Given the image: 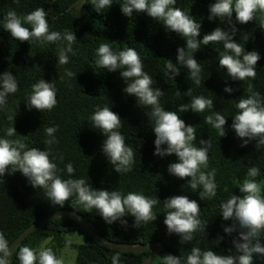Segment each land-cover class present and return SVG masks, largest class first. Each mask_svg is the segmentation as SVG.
<instances>
[{"label": "trees", "instance_id": "16d2710c", "mask_svg": "<svg viewBox=\"0 0 264 264\" xmlns=\"http://www.w3.org/2000/svg\"><path fill=\"white\" fill-rule=\"evenodd\" d=\"M80 0H0V74L11 72L17 82L18 90L9 94L7 103L0 106V138L19 141L28 148L37 147L50 153V159L57 165V175L62 180L84 179L94 189L117 190L122 195L129 192L143 194L160 202L153 211L157 219L136 228L134 217L127 215V227L119 221L107 224L96 209L85 211L78 204L76 194L65 202L63 208L52 205L44 189L33 188L26 177L19 171L3 177L0 185V232H3L9 244L23 233L31 224L43 217L62 209L80 213L84 220L100 236L124 244H146L161 241L165 250L152 264H164L163 256L171 254L181 257L186 264V257L192 247L212 250L217 254L227 255L237 233L228 235L224 227L230 226L231 220L225 221L221 215L220 205L233 194L240 195L238 185L247 178L248 169L255 166L260 175L255 179L264 182V146L257 147L256 141L241 147L242 140L231 128L232 118L237 114L236 104L239 99L247 98L248 84L254 85V91L264 99V13H257L256 19L247 23H233L238 29L234 39L245 51L256 50L260 60L256 65L257 75L254 80L233 81L226 74V69L219 67V52L225 51L223 43L201 45L194 58L202 67V84L198 87L188 78V70L180 67L179 75L172 80L168 75L166 63L171 60L177 64V49L186 42L175 32L167 31L146 13H134L125 16L120 10L124 0H113L110 9L96 11L90 0L82 3V14L76 15L75 4ZM215 0H176L175 7L195 18L200 24V35L211 33L218 25L227 27L221 20L208 19V6ZM43 7L50 31L63 33L74 32L76 41L73 52L68 53L69 62L60 65L57 62L59 49L63 42L41 43L36 40L21 43L12 39L4 30L3 19L10 10L23 17L35 9ZM77 12V11H76ZM31 28L30 25H25ZM101 43H108L115 52L134 48L143 61L144 71L153 77V87L164 91L160 98L165 110L177 111L181 104H190L192 97L204 96L214 102L213 109L202 113L191 110L178 113L186 125L196 128L194 145L200 147L199 140H210L207 169H215L217 194L213 198L200 200L199 191L187 186L190 178L179 179L168 172V165L176 162L175 154L157 156L155 152V133L153 121L146 115L150 107L138 106L135 96L126 94L124 79L119 70L109 72L95 65L97 49ZM228 54H232L229 52ZM66 70L74 75L68 77ZM44 79L56 88L57 105L51 111L29 110L26 103L32 94V86ZM156 82V83H155ZM234 89L227 93L224 88ZM192 89V97L183 95ZM178 91L181 93L178 95ZM108 106L122 119L119 129L127 146L135 153L132 170L117 173L108 158L102 152L105 139L102 132L92 127L91 116L97 107ZM219 111L227 118L226 135L220 137L215 128L205 123V118ZM14 127L16 134L7 135V130ZM46 127H57L55 139L51 145L45 132ZM75 169L73 174L67 172V164ZM174 195H187L196 200L201 208L200 219L205 224V231H197L188 243H180L176 234L169 235L165 219L164 200ZM70 233L83 234L86 241L72 244L70 249L77 252L75 264H112L115 250L103 247L92 241L69 217L54 219L47 225L33 232L20 246L38 250L52 248L58 258L59 248L66 246V236ZM223 240L217 244V237ZM18 251V250H17ZM121 253V264H143L149 251L143 254ZM11 264H19L16 255Z\"/></svg>", "mask_w": 264, "mask_h": 264}, {"label": "clouds", "instance_id": "9594fccd", "mask_svg": "<svg viewBox=\"0 0 264 264\" xmlns=\"http://www.w3.org/2000/svg\"><path fill=\"white\" fill-rule=\"evenodd\" d=\"M96 11L110 9L113 0H90ZM176 0H124L120 5L122 14L132 17L134 13H146L152 19L161 22L163 27L170 32H175L186 42L184 47L177 49V64L167 60V74L172 80L179 75L180 67L188 70V78L196 85L202 84V67L194 58V53L200 50L201 45L209 43H223L224 50L219 52V67L226 69V74L231 80H254L257 71L256 65L260 54L256 50L245 51V48L235 41L238 31L233 23L247 24L256 19V14L264 13V0H215L208 6V19L221 20L227 27L217 26L211 33L198 39L200 24L195 18L175 7ZM47 13L43 7L33 12L19 16L14 10L8 11L3 19L4 30L10 33L12 39L21 43L32 40L41 43L63 42L59 49L57 62L60 65L69 62L68 53L73 52V43L77 40L74 32L63 33L50 31L46 19ZM30 25L31 28L25 25ZM264 28V24L261 25ZM231 52L232 54H228ZM95 65L109 72L119 70L126 83L123 91L135 96L138 106L150 107L146 113L153 121L155 133V152L157 156H171L175 154L177 161L168 165V172L179 179L190 178L187 186L193 190L202 187L199 191L200 200L213 198L217 194L215 182V169L210 172L201 169L208 168V152L211 147L210 140H199L200 147L194 145L196 141V128L186 125L178 113L189 110L202 113L213 109L214 102L204 96L192 97V89L183 93L192 97L190 104H181L177 111L165 110L160 103L164 95L159 87H153L154 80L144 71L143 61L134 48H127L119 52L112 50L108 43H101L96 52ZM66 75L74 74L66 70ZM156 83V82H155ZM33 91L26 103L29 110L51 111L57 105L56 88L51 82L39 80L33 86ZM254 85L248 84V97L239 99L236 104L237 114L232 118L231 128L237 137L242 140L241 147L251 141H256V146H264V99L261 94L254 91ZM18 90L15 76L8 71L0 74V106L7 103L9 94ZM224 91L232 93L233 88L226 86ZM181 93L178 91L177 93ZM92 127L102 132L105 139L102 152L108 158L117 173H126L132 170L135 162L134 150L127 146L125 138L119 131L123 126L121 117L108 106L97 107L91 116ZM205 123L211 125L220 137L226 135L225 125L227 118L219 111L208 115ZM57 127H46L45 132L50 139L46 141L51 145L57 143L55 133ZM16 134L14 127L7 130L8 136ZM67 172L73 174L75 169L71 163L67 164ZM19 171L28 179L33 188L44 189L52 205L63 208L66 201L76 194L77 203L83 205L85 211L96 209L107 224L119 221L127 227L125 216L134 217L133 227L139 228L142 224L153 222L157 219L153 208L160 200L149 198L143 194L129 192L122 195L119 191L94 189L84 179L62 180L57 173V165L50 159V153L40 148H28L19 141H10L0 138V185L4 183L3 177ZM260 175V170L253 166L248 169L247 178L238 185L240 195L233 194L220 205L223 220H231L230 226L224 227V232L231 235L236 232L237 237L232 240V247L239 253L234 255L232 249L227 255L217 254L210 250H201L192 247L186 257V264H254V255L264 257V182L255 179ZM164 202L167 210L163 223L169 235L176 234L180 243L193 240L194 233L205 231L206 222L200 217L199 203L187 195H174ZM223 237H217V244ZM242 241V242H241ZM72 239L66 237V249L70 247ZM13 250L3 232H0V264H10ZM19 264H65L63 257L58 258L52 248L41 247L38 252L28 246L18 247L15 252ZM112 264H121V253L116 251L112 256ZM164 264H182L181 257L167 254L163 256Z\"/></svg>", "mask_w": 264, "mask_h": 264}, {"label": "water", "instance_id": "95a60500", "mask_svg": "<svg viewBox=\"0 0 264 264\" xmlns=\"http://www.w3.org/2000/svg\"><path fill=\"white\" fill-rule=\"evenodd\" d=\"M60 217H69L70 219L74 220L86 236L92 239L93 242L103 247L113 249L115 251H120L124 253H132V254H143L149 251L150 253L148 257L145 259L143 264H152L154 260L159 256V254L165 250V245L161 241L149 242L146 244L129 245V244L118 243L113 240L106 239L100 236L98 233H96L92 229V227L83 219L84 217L80 213L73 211V210H69V209H62V210L54 212L51 215H48L47 217L45 216L39 219L38 221L34 222L23 233H21L16 239H14V241L10 244V247L13 250V255L10 258V264L14 259L15 252L18 250V247H20L21 243H23L25 239H27L33 232L40 229L45 224L47 225L54 219H57ZM233 254L239 255V253L236 252L235 249H234Z\"/></svg>", "mask_w": 264, "mask_h": 264}, {"label": "rangeland", "instance_id": "374dc122", "mask_svg": "<svg viewBox=\"0 0 264 264\" xmlns=\"http://www.w3.org/2000/svg\"><path fill=\"white\" fill-rule=\"evenodd\" d=\"M84 0H80L77 4H75V8L76 11L75 14L76 15H81L82 14V3ZM70 236L72 239V244H81L83 242L86 241V238L83 234H79V233H68L66 237ZM49 242V240H47L46 242H44L43 246ZM261 243L264 244V237L261 238ZM59 256L60 258L63 257L65 259V264H75V260H76V256H77V252L74 249H70L65 247H61L59 248ZM253 262L254 264H264V257H260V256H256L254 255L253 257Z\"/></svg>", "mask_w": 264, "mask_h": 264}]
</instances>
